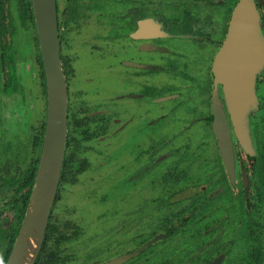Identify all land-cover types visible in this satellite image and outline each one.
Segmentation results:
<instances>
[{
	"label": "flooded vegetation",
	"instance_id": "af4514ba",
	"mask_svg": "<svg viewBox=\"0 0 264 264\" xmlns=\"http://www.w3.org/2000/svg\"><path fill=\"white\" fill-rule=\"evenodd\" d=\"M25 2H29L30 8L29 0H0V94H17L20 102L24 98V84L16 75L18 51L15 45L26 30L27 23L20 11V3ZM237 2L55 0L59 58L67 88L66 138L73 151L74 144L78 145L76 151L81 163L72 170L71 184L58 185L51 214L55 222L69 224V235L60 260L50 264H74L85 257L88 258L83 264H243L245 260L239 258V250L234 249V238L239 235L255 245L254 251L261 249L252 264H264V63L254 75L256 104L249 108L246 116L252 154L243 151L236 142L223 91L213 77L214 60ZM252 3L264 41V0H252ZM110 7L121 8L104 13ZM10 21L12 37L7 32ZM75 42L79 46L68 50ZM85 60L88 62L83 64ZM105 72L109 78L103 82L105 91L99 92L91 85ZM37 75L39 79L38 67ZM159 77H164L165 82L161 83ZM122 82L129 84L128 89L112 91V85L120 87ZM40 94L43 97L41 87ZM124 100L146 107L150 104L152 113H158L155 118V114L148 115L149 123L146 121L144 126L148 136L136 146L132 132H128L132 126L129 119L121 121L114 115ZM3 101L0 97V144L4 145L2 128L8 121L3 123L2 108L9 104ZM172 102L177 106L172 107ZM42 103L41 116L45 112L44 99ZM215 107L226 120L232 149L230 167L221 160L212 128ZM25 111L26 122L19 124L17 114L12 118L18 122L9 125L13 130L16 128L12 132L19 137L14 141L23 148L28 145L27 132L33 123L32 112ZM169 117L172 120L164 123ZM154 125L157 127L152 129ZM122 135L131 137L128 145L133 144L132 163H136L133 169L127 168L128 162L120 166L109 155L119 149ZM154 135H159L158 141L150 139ZM84 136H87L86 141ZM20 137L25 145L23 140L19 141ZM209 142L216 161L211 172L219 181L210 189L213 193L202 191V183H207L203 178L206 170L203 149ZM99 147L105 148L108 155L102 156ZM108 165L110 169L104 171ZM118 174L122 175L120 181L133 184L135 191L142 192L144 186L141 188V185L147 183L148 193H128L117 199L123 203L120 206L134 203L132 209L103 208L93 216L92 227H86L75 207L61 205L64 189L83 185L74 192L78 196L76 200L100 197L101 193H90L84 186L88 182L101 185L106 178L112 179ZM196 188L199 190L195 191ZM219 195L226 198L228 204L218 206ZM101 196L99 204L108 200L104 194ZM200 197L213 202L209 218V214L196 210L193 215L192 209H187L202 205L204 200ZM219 207H222L221 214L213 216ZM229 209L236 210V215ZM238 216L240 219L236 218ZM0 217L8 220V224L13 219L3 208ZM184 217L191 218L194 225L200 224L201 232L197 233L200 238L197 237L198 245L193 251L186 246H175L177 243L172 240L169 242L172 233L186 230ZM100 236L103 238L97 240Z\"/></svg>",
	"mask_w": 264,
	"mask_h": 264
},
{
	"label": "water",
	"instance_id": "95a60500",
	"mask_svg": "<svg viewBox=\"0 0 264 264\" xmlns=\"http://www.w3.org/2000/svg\"><path fill=\"white\" fill-rule=\"evenodd\" d=\"M45 87L42 142L29 197L5 264H34L56 197L67 135V88L59 58L55 0H29ZM264 63V41L252 0H238L219 48L213 77L220 85L233 136L252 154L247 112L255 106L254 75ZM212 128L221 160L232 163L231 142L222 111L215 107ZM212 264H215L212 263Z\"/></svg>",
	"mask_w": 264,
	"mask_h": 264
},
{
	"label": "rangeland",
	"instance_id": "374dc122",
	"mask_svg": "<svg viewBox=\"0 0 264 264\" xmlns=\"http://www.w3.org/2000/svg\"><path fill=\"white\" fill-rule=\"evenodd\" d=\"M121 8V7H120ZM120 8L118 7H110V8H106L105 12L106 14L112 12L113 11H118ZM119 13H121V11H119ZM18 23V21H17ZM116 24V23H115ZM28 32V31H27ZM29 33V32H28ZM30 36V33H29ZM29 36L26 35L24 32H22V34L16 39V45L15 47L17 48V57L15 59V65L17 67V78L19 81H21L24 84V98L21 102H24V105L21 104V102L19 101V96L17 94H0L1 96V100H4L3 102H5L6 104H9L5 107L2 108V110L4 111V119H3V123L6 124H13L19 121V124H23L24 121L26 122L27 119V112L26 110H30L32 112V116L31 119L32 121H37L40 119L41 117V107H42V100L43 97L40 94V85H39V79H38V75H37V65L35 63L32 64V69L33 71H29V64L27 63V61H24L23 59L28 58L29 57V47H28V41H29ZM78 42H75L74 45H72L71 47L68 48V50L70 48H76L77 46H79L77 44ZM14 44H15V40H14ZM88 62V60H85L83 64H86ZM17 63V64H16ZM113 75V74H112ZM109 78V75L107 72L100 74L99 78L92 83L91 86L93 87H97L99 90V92H104L105 91V84L103 82H107ZM159 80L161 81V83L165 82V78L159 77ZM158 80V81H159ZM124 83V84H123ZM121 84H123L122 86L119 87V85L117 86H113V90L114 92H124L125 89H128L129 84H126L125 82H122ZM145 88V85H144ZM131 89V88H130ZM199 89V88H198ZM196 95H199L200 92L198 90L195 91ZM36 98V99H35ZM195 98V97H194ZM41 99V100H39ZM3 103V104H5ZM132 101H128V100H124L123 102L121 101V107L118 109H115V117L116 118H121L120 120L123 121L125 118H128L130 123H131V127L129 128L128 132H132V139L134 140V145H139L140 143H142V141L145 140V138L148 136V131L146 132V129L144 128L146 121H148V115H152L155 114V116L153 118H155L158 113H152L153 110V106L148 104V106H144V105H140L139 103H135ZM172 107L177 106V103H171L170 104ZM38 109V111H37ZM9 112L8 116H5V113ZM188 115V113L190 112H182ZM18 115V121L16 119L12 118V115L16 116ZM150 118V117H149ZM171 117L167 118V120L164 121V123H169L172 119H170ZM12 121V122H11ZM149 123V121H148ZM18 124V125H19ZM159 124H162L161 122H159ZM17 125V126H18ZM156 125V123H155ZM153 126L152 129L156 128L157 126ZM140 129L141 132L138 130ZM16 130V128L14 129ZM13 130V131H14ZM19 137V136H18ZM17 137V138H18ZM159 135H154L152 136L150 139L155 142L158 141ZM16 137H12V138H6L5 140V144L7 140H11V139H17ZM127 138V139H126ZM131 137H128L127 135H122V141L120 142V145L118 146L119 149H116L115 152H111L112 158L116 159V163H119L120 166L124 165L125 163H129L130 165L127 166L128 169H133L134 164L136 163H132L133 158H135V155H131V153H133V149L128 145V142L130 141ZM199 139H202L199 137ZM23 138H19V141L22 142ZM14 142V140H13ZM24 144V140L22 142ZM210 143V142H209ZM25 145V144H24ZM99 149L103 152L101 153L102 156H107V152H104L105 148L99 147ZM133 151V152H132ZM166 154V153H165ZM164 154V155H165ZM24 155V154H23ZM22 155V156H23ZM203 155L205 157V162H206V170H204L203 172H205L204 174V180L207 181V183H202L203 189L202 191H206L207 193H210V189H213L214 186H216L217 184H219V181L217 179V175L213 172H211V170H213L216 161H215V157H214V150L210 145H206V147L203 149ZM203 157L200 158L199 161L202 160ZM1 160V158H0ZM98 161V160H97ZM27 162V160H22L20 163L21 168H24V164ZM112 164V163H111ZM133 165V166H132ZM160 165H163V163H161ZM110 169V166H105L104 167V171H107ZM121 172V170H120ZM211 172V173H210ZM122 179V175L118 174L115 175L112 179H105L104 183L101 185H91V183H87V185H85L84 187L87 186V190L90 193H101L104 194L106 196V198L108 199L107 201L105 200V202L100 203L99 204V199L102 197L100 195V197H95L92 199H86L85 201L82 200L81 198L79 200L77 199V195H74V192H76V190H78V188H81L83 185H81L78 188L75 187H70L68 188L66 191L65 189L61 192V205L64 207H69L72 206L73 208L75 207V209L77 210V212H79L80 217L82 218V224L83 226H88L90 225V227H92V223L91 220L93 218V216L96 214L97 211L102 210L103 208L105 209H110V208H117V209H132L133 204H126V205H122L123 203H120V200L117 199H122L124 197H126L125 195H129L128 193H148V186L146 185L147 183L141 185V188L144 186V189L142 192L140 191H135L132 188L131 184H127L124 182H121L120 180ZM108 181V182H106ZM210 185V186H209ZM207 187H210L207 189ZM199 189L196 188L195 191H198ZM85 190H79V192H83ZM213 193V192H211ZM201 199H203V197H200ZM115 199V200H113ZM218 201H216V203L219 205H225L228 204L226 202V198H224L222 195H219L216 198ZM196 199H192L191 201H195ZM204 201H202V205H200L197 210L201 213V214H209L210 209L213 206V202L210 201H206V199H203ZM116 201V203L114 202ZM120 203V204H118ZM118 204V205H115ZM113 205V206H112ZM136 205H137V201H136ZM57 207H60V205H57ZM71 207V208H72ZM189 207V206H188ZM224 207V206H223ZM221 208L219 207V210L217 212V214H213V216L215 215H220L221 213ZM229 211L231 212V214L236 215V210H232L229 209ZM113 214V212H112ZM196 214V213H195ZM210 216H212V213H210L207 218H209ZM235 217V216H234ZM238 219H240V217H236ZM245 226V225H244ZM186 230L185 231H181L179 233H172L170 236H173L169 242L172 240L174 241V243L176 244L175 246H186L189 250H192L193 248H197L198 242L195 240V235L196 233L199 231L200 229V224H196L194 225L192 223V220L190 221V223L188 222L187 227H185ZM106 234V232H105ZM101 236H104L103 234H101ZM97 237L101 239L103 237ZM264 239V236H262ZM204 238V237H203ZM206 238V237H205ZM142 240H138L137 243H139ZM234 249H238L239 252V256L242 255L241 251L243 249V245L245 244V240L242 239L241 235H239V237L234 238ZM82 243L84 244V241L82 240ZM193 249V250H194ZM192 250V251H193ZM186 257V256H185ZM88 257H85L84 259L81 258V260H77L79 261V264H83L85 263V260ZM75 261V262H77ZM74 264H78L75 263Z\"/></svg>",
	"mask_w": 264,
	"mask_h": 264
},
{
	"label": "trees",
	"instance_id": "16d2710c",
	"mask_svg": "<svg viewBox=\"0 0 264 264\" xmlns=\"http://www.w3.org/2000/svg\"><path fill=\"white\" fill-rule=\"evenodd\" d=\"M20 4L21 17L24 22L27 23L26 30H23L22 32H24L28 36L30 33V39L28 41L29 57L23 60L27 61V63L29 64V71H33V63L37 65L39 70V85L43 93V99L45 100L43 72L33 29L32 14L30 12L29 2ZM1 10L2 6L0 5V11ZM8 25L9 29L7 32L9 33V36L12 37L14 31L12 30L11 21ZM5 57L11 58L9 54H5ZM12 68V66L9 67L10 70H12ZM44 118L45 112L42 113V116L39 120L33 121V123H31L32 126H29L27 132V134H29V137L26 138L28 145L26 147H21L19 142H13L14 139L7 140L6 144L4 145L0 144V210L1 208H3V210H7V212L12 214L13 218L12 222L8 224V220L6 221L4 217H0V264H5L6 262L29 197L42 142ZM12 131L13 128H9V124H7V126H3V143H5L6 138L16 137V134ZM86 139L87 136H84L83 140L86 141ZM74 147L75 151H73L69 147L68 139L66 138L59 185L71 184V177L73 176L71 174L72 170L79 167L78 165L81 163L80 158H78L79 151H76L78 145H76L75 143ZM22 160H27V162L24 164L23 169L20 166V162ZM188 208H191L193 212L192 214L195 215L194 212H196L197 209L192 207H187V209ZM51 212L44 233V238L34 264H50L55 263L56 260H60V253L63 250L64 244L68 239L69 224L66 222L64 223L63 221L55 222ZM184 221L185 224L183 225L187 226L188 222L191 221V218H185ZM3 225L5 226V228L2 227ZM200 232L201 230H199L197 233ZM197 233L194 238L196 241H199L200 237L197 236ZM197 237L199 238L197 239ZM245 245L247 246V248L243 249V253L241 251V256H239V251L238 257L245 260V263L243 264H252L253 257L259 254L261 249L257 248V251H254L253 247L255 248V245L253 243L249 244L248 241H245ZM259 246L260 245H258V247Z\"/></svg>",
	"mask_w": 264,
	"mask_h": 264
}]
</instances>
